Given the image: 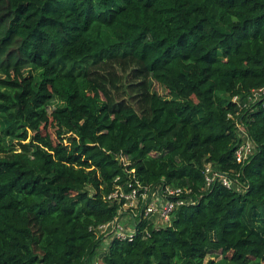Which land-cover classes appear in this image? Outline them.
Returning a JSON list of instances; mask_svg holds the SVG:
<instances>
[{"label": "trees", "instance_id": "16d2710c", "mask_svg": "<svg viewBox=\"0 0 264 264\" xmlns=\"http://www.w3.org/2000/svg\"><path fill=\"white\" fill-rule=\"evenodd\" d=\"M263 86L264 0H0V264H263ZM128 181L195 204L102 250Z\"/></svg>", "mask_w": 264, "mask_h": 264}, {"label": "built area", "instance_id": "2783aa9c", "mask_svg": "<svg viewBox=\"0 0 264 264\" xmlns=\"http://www.w3.org/2000/svg\"><path fill=\"white\" fill-rule=\"evenodd\" d=\"M233 100L236 101L237 97H233ZM249 100L263 101L264 106V86L253 91L249 96ZM240 131L245 140L236 148L235 156L238 162H244L253 152V141L248 138L244 129L241 128ZM203 176L205 188H209L216 181H220L227 187L232 185V180L228 176L213 170L209 163L204 166ZM114 188L107 195V199L120 203L118 215L96 229L98 235H107L109 239L115 237L119 240L132 241L139 233L137 231V221L152 222L155 228L169 226L172 222L173 213L178 207L195 204V200L190 196L189 189L173 188L162 183L140 186L139 183L135 185L128 181L127 190L118 183ZM124 215L133 221L132 228L127 229L125 227L122 219ZM140 233L145 237L149 236L147 228L141 230Z\"/></svg>", "mask_w": 264, "mask_h": 264}, {"label": "rangeland", "instance_id": "374dc122", "mask_svg": "<svg viewBox=\"0 0 264 264\" xmlns=\"http://www.w3.org/2000/svg\"><path fill=\"white\" fill-rule=\"evenodd\" d=\"M37 72L35 69H32L30 66H26V67H23L22 68V73L24 75H37ZM152 87L154 90H156L159 94L163 95V96H166L167 93L165 91L164 88H162L156 81H152ZM60 105V101H58L56 98H53L51 97L49 100H48V103H47V106H46V111L47 112H50L56 105ZM48 133L50 135V137L56 141V138H55V132H54V129L51 128V127H48L47 129L44 130V133ZM11 139V141H10ZM6 140V144L7 145H10V142L12 143V145L16 144L17 142H21V138H11V137H6L5 138ZM16 148H18L19 146L18 145H15ZM32 150V147H29V152H31ZM124 220V225L125 227L128 229V228H132L133 227V224L131 221V219H129L126 215L123 216L122 218ZM123 223V221H122ZM109 241V237L107 235H104L103 236V241L100 245V248L103 250L104 248H106L107 246V243ZM213 255H208L207 257H211ZM92 264H100V260L97 258L94 259L93 263ZM264 264V263H263Z\"/></svg>", "mask_w": 264, "mask_h": 264}]
</instances>
